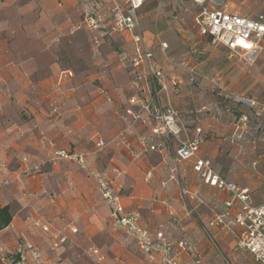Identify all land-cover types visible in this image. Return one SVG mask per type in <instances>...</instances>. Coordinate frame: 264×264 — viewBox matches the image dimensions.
Returning <instances> with one entry per match:
<instances>
[{
  "label": "crops",
  "instance_id": "1",
  "mask_svg": "<svg viewBox=\"0 0 264 264\" xmlns=\"http://www.w3.org/2000/svg\"><path fill=\"white\" fill-rule=\"evenodd\" d=\"M223 2L247 16L264 13V0ZM112 8L111 0H0V205H10L13 213L0 231V247L10 251L32 243L40 253L37 264H197L199 257L204 264H224L221 253L233 262L254 260L237 247L235 207L226 204L232 194L204 181L196 157L179 165L197 197L190 209L172 177L170 147L134 158L115 140L127 129L139 150L143 140L157 138L145 115L132 125L126 113L132 97L143 102L151 93L144 64L135 66V32H110ZM201 11L202 4L193 0H148L139 11L145 42L169 83L162 100L180 112L182 138L199 136L197 157L248 189L259 205L264 203V62L226 60L224 49L229 50L203 33ZM88 14L100 18L99 30L86 23ZM186 45L193 53L210 52L208 61L183 58L190 53ZM155 50L177 59L160 61ZM217 86L238 96L218 97ZM60 151L82 160L60 157ZM103 177L120 196L121 216H137L150 234V251L134 231L117 223L100 191ZM227 210L225 224H210ZM56 233L65 240L52 239Z\"/></svg>",
  "mask_w": 264,
  "mask_h": 264
},
{
  "label": "built area",
  "instance_id": "2",
  "mask_svg": "<svg viewBox=\"0 0 264 264\" xmlns=\"http://www.w3.org/2000/svg\"><path fill=\"white\" fill-rule=\"evenodd\" d=\"M111 1L113 3V20L110 32H135L134 41L137 43L135 66L144 64L145 77L151 93L149 98L143 102H140L136 97H132L129 100L126 113L132 117V125L141 120L142 116L145 115L153 136L157 138V140L150 143L143 140V146L139 150H135L132 147L127 137V129L122 130L115 140L126 146L134 158L148 152L163 153L166 148L170 147L173 159L172 177L179 185L183 202L190 209L192 208V202L197 197L180 176L179 165L183 161L196 157L195 168L204 181L210 186L232 194V199L226 204L229 209L235 207L233 223L239 227L237 237L238 249L247 251L256 262L264 264V203L254 205L248 189L242 188L233 181L226 180L214 171L208 160L197 157L200 144L199 136L182 138L181 134L184 131V125L181 121L180 112L171 105L165 104L162 100V93L169 88V83L165 79L163 70L156 63L154 52L145 42L139 18V11L148 0ZM193 1L202 4V11L198 22L203 28V33L208 34L215 44L227 48L231 55L240 51L253 53L263 48L264 13H259L255 17H249L229 9L223 0H210L213 3L211 5L207 3L209 0ZM85 21L93 30H99L101 27L100 18L93 14H88ZM96 41L98 43V39ZM162 47L166 48L167 44L162 43ZM135 85L137 86V83ZM52 111L57 113L58 108L53 107ZM175 142L176 145L174 146ZM103 145L102 142L98 143L100 147H103ZM57 155L63 158L75 157L82 160L81 155L65 151H60ZM99 187L103 200L111 207L112 214L116 218L117 223L134 231L144 248L150 251L153 247L151 236L146 229L137 223V216H121L123 207L120 204V196L114 189L113 181L103 177L99 183ZM228 215L229 211L227 210L224 214L210 221V224L223 225ZM42 227L45 231H50V225H43ZM157 236L162 238L163 233L159 232ZM64 240L63 237L59 238L60 242ZM181 245H186V243L182 242ZM26 251L31 252L34 261L28 260ZM93 252L98 254L99 262L104 260V256L100 255L97 249H94ZM16 254L18 255L17 259L13 257L9 258L4 249L0 247V261L3 264H37L40 258L39 251L29 242L21 243ZM221 255L224 264H234L231 258L223 253ZM196 263L204 264L200 257Z\"/></svg>",
  "mask_w": 264,
  "mask_h": 264
},
{
  "label": "rangeland",
  "instance_id": "3",
  "mask_svg": "<svg viewBox=\"0 0 264 264\" xmlns=\"http://www.w3.org/2000/svg\"><path fill=\"white\" fill-rule=\"evenodd\" d=\"M241 4L236 5L235 9L238 10L241 8ZM246 8H253L251 6H247ZM179 12V10L177 11ZM259 12H255V13H250L249 16H255L256 14H258ZM248 14L247 11H245L243 13V15ZM247 16V15H246ZM185 45V44H183ZM217 45V44H216ZM262 46L263 48L260 50H257L255 54H250V53H245V52H236L233 55L230 54V52H228L226 49H224V55H225V59L228 61H235V62H244V63H249V62H264V42H262ZM187 50L190 53H187L186 55H182L183 58H188L187 60H189L190 58H192V61H208L209 56H210V52L206 51L204 54H197V53H193L191 51H193L194 49H191V47L187 46ZM156 56L160 61H164L165 58H169L170 60H175L177 59L176 54H172L171 56L169 54H167V56H165L164 54H161V56L159 55V52L157 50H155ZM158 53V54H157ZM163 55V56H162ZM199 55V56H198ZM176 57V58H175ZM179 58V55H178ZM186 60V59H185ZM214 94L218 97H226L227 95H232V96H238L237 94H231L229 93V91L226 89V87H219L217 86L214 90ZM50 231H51V227H50ZM48 231V232H50ZM60 234L56 233V234H52L51 238L56 240L58 238H60ZM56 246V244H55ZM17 249L18 247H14L12 248L10 251L4 250L6 255L9 258H15L17 259ZM235 264H258L255 260H253L251 257H240L238 259L234 260ZM0 264H3L0 261Z\"/></svg>",
  "mask_w": 264,
  "mask_h": 264
},
{
  "label": "trees",
  "instance_id": "4",
  "mask_svg": "<svg viewBox=\"0 0 264 264\" xmlns=\"http://www.w3.org/2000/svg\"><path fill=\"white\" fill-rule=\"evenodd\" d=\"M13 219V213L10 205H0V231L9 226Z\"/></svg>",
  "mask_w": 264,
  "mask_h": 264
}]
</instances>
